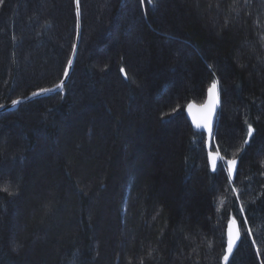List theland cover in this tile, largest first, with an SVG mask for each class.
<instances>
[{
    "label": "trees",
    "instance_id": "1",
    "mask_svg": "<svg viewBox=\"0 0 264 264\" xmlns=\"http://www.w3.org/2000/svg\"><path fill=\"white\" fill-rule=\"evenodd\" d=\"M82 5L64 91L0 115V264H225L233 219L243 240L227 264H262L264 0ZM75 25L74 0L0 3V104L61 80ZM215 79L212 173L185 108Z\"/></svg>",
    "mask_w": 264,
    "mask_h": 264
},
{
    "label": "water",
    "instance_id": "2",
    "mask_svg": "<svg viewBox=\"0 0 264 264\" xmlns=\"http://www.w3.org/2000/svg\"><path fill=\"white\" fill-rule=\"evenodd\" d=\"M74 8H75V18H76V25H75V40H74V45L70 54V57L68 59L72 61L71 66L69 67L68 62L66 64V67L64 69L63 75L61 80L54 86L48 87V88H44V89H55L54 91L51 92H47V93H41L40 90L35 91L33 93H39L37 95H33V93L22 97V98H18L16 100L21 101L20 104L18 105H13L12 102H10L9 104L5 105L3 108H0V115H4V114H8V113H13L16 112L17 110H19L22 106L38 101V100H42V99H46V98H50L53 96H56L58 94H61L65 87L68 85L75 67H76V63L79 57V53H80V48H81V44H82V40H83V35H84V25H83V6H82V0H79V15H77V0H74ZM75 53V54H73ZM67 71V76H65V72ZM125 70L124 72H122L124 78L127 80V77H125ZM63 81L64 82V87L62 89H57L56 86L60 84V82ZM218 89H219V104L217 105L215 112L212 116V123H211V127H212V137L211 140L209 139V134H208V130L205 128H197L196 124L199 120H201L203 113L199 110V106L203 105L204 103H206L207 99H208V93L206 95V100L205 102L198 104L195 102H190L189 104H195L197 107L193 108L192 110L188 109V105L185 108V115L187 117V120L190 123V126L192 128V130L196 133L202 134L205 137V149L206 151L209 152H213V143H214V138H215V133H216V127H217V123L219 120V113H220V109H221V96H220V86L218 85ZM14 101V100H13ZM255 135V131L253 132V136L251 138L247 139L249 140L247 146H250L251 144V140ZM214 153V152H213ZM209 161V167L212 173H216L219 170L220 164H221V160L217 161V169L216 171H213L211 168V162ZM237 174H238V164L236 165V173L234 174L232 181H235L237 178ZM230 224L227 227V234H228V229H229ZM233 231H239L240 233V240L237 241L236 246L233 248L232 253L229 255V259L228 261L232 260L233 257L235 256L237 250L239 249L242 240H243V233H242V229L241 226L238 222H236L234 225H232ZM227 247V244H226ZM225 254H226V249H225Z\"/></svg>",
    "mask_w": 264,
    "mask_h": 264
},
{
    "label": "snow or ice",
    "instance_id": "3",
    "mask_svg": "<svg viewBox=\"0 0 264 264\" xmlns=\"http://www.w3.org/2000/svg\"><path fill=\"white\" fill-rule=\"evenodd\" d=\"M3 0H0V3H2ZM153 2V0H149V3L151 4ZM77 15H79V0H77ZM75 54V53H73ZM72 61L69 60L68 61V65L69 67L71 66ZM121 72H124V69H121ZM65 76H67V71L65 72ZM125 77H127V73H125ZM218 85H219V80L215 79L212 81L210 87L207 89V93H208V99L206 101V103H204L203 105L199 106V110L203 113V116L201 118V120H199L196 124L197 128H205L208 130V134H209V139L211 140L212 137V127H211V123H212V116L215 112V109L217 107V105L219 104V89H218ZM64 87V82L61 81L59 85L56 86L57 89H62ZM55 89H41L40 92L41 93H47V92H51L54 91ZM39 93H33V95H37ZM21 101L19 100H14L12 101L13 105H18L20 104ZM4 105L0 104V108H3ZM197 106L195 104H189L188 105V109L192 110L193 108H196ZM246 125H247V132H246V136L248 138H251L253 136V132L255 131L252 124L248 123L247 120L245 121ZM249 142L248 139L244 140V144L247 145ZM242 150V149H241ZM209 156V160L211 162V168L213 171H216L217 169V161L218 160H224V157L221 156L220 154V150L219 147L217 146V149L215 151V153L213 152H209L208 154ZM224 163H226L227 165V172H228V178L231 181L234 174L236 173V165L238 163L235 155H233V157L231 159H227L226 161H224ZM0 191H5V192H9V188L8 187H2L0 188ZM233 191H236V189L234 188ZM9 194H11V192H9ZM239 195V193H237V196ZM240 211H243V207L241 206ZM236 223V221L233 219L230 223L229 229H228V234H227V247H226V254L224 255L223 259L225 261V264H227V261L229 259V255L232 253L233 248L236 246L237 241L240 240V233L239 231H233L232 225H234ZM249 234L251 233V229L248 230ZM253 243H255V241H253ZM259 248H257V254H259ZM262 264H264V262H262Z\"/></svg>",
    "mask_w": 264,
    "mask_h": 264
},
{
    "label": "rangeland",
    "instance_id": "4",
    "mask_svg": "<svg viewBox=\"0 0 264 264\" xmlns=\"http://www.w3.org/2000/svg\"><path fill=\"white\" fill-rule=\"evenodd\" d=\"M83 6V5H82ZM83 16H84V12H83ZM84 21V20H83ZM118 31L120 32V30L118 29ZM122 31V30H121ZM83 41V40H82ZM134 44V43H133ZM82 45V44H81ZM143 45H145V44H139V46H137V48L139 49L138 50V54H139V51H140V53H142L143 52V50H142V48H143ZM132 50H133V48H131ZM135 61H138V59H135ZM140 61V60H139ZM124 77V76H123ZM125 79V78H124ZM126 80V79H125ZM127 80H128V77H127ZM162 132L160 131V134H161ZM166 134H168L167 132H166ZM151 135H153V133H152V131L149 133V136H151ZM152 137H154V135L152 136ZM149 138V137H148ZM153 139V138H152ZM152 139L150 140V141H152ZM164 140H166V138L164 139ZM204 140H205V138H204ZM157 146H158V144H157ZM237 222V221H236ZM231 223V222H230ZM229 223V224H230ZM239 223V222H238ZM241 226V225H240ZM103 243H105V242H103ZM189 259H190V261H189V263H192V258H190V257H188Z\"/></svg>",
    "mask_w": 264,
    "mask_h": 264
},
{
    "label": "flooded vegetation",
    "instance_id": "5",
    "mask_svg": "<svg viewBox=\"0 0 264 264\" xmlns=\"http://www.w3.org/2000/svg\"><path fill=\"white\" fill-rule=\"evenodd\" d=\"M209 159V158H208ZM222 161V160H221ZM208 163H209V161H208Z\"/></svg>",
    "mask_w": 264,
    "mask_h": 264
},
{
    "label": "bare ground",
    "instance_id": "6",
    "mask_svg": "<svg viewBox=\"0 0 264 264\" xmlns=\"http://www.w3.org/2000/svg\"><path fill=\"white\" fill-rule=\"evenodd\" d=\"M228 227V226H227Z\"/></svg>",
    "mask_w": 264,
    "mask_h": 264
}]
</instances>
